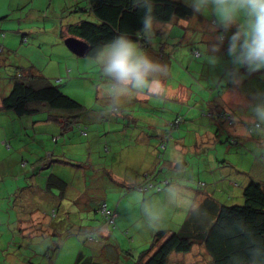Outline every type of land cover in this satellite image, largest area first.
<instances>
[{"label":"trees","instance_id":"16d2710c","mask_svg":"<svg viewBox=\"0 0 264 264\" xmlns=\"http://www.w3.org/2000/svg\"><path fill=\"white\" fill-rule=\"evenodd\" d=\"M153 3L154 16L160 25V30L156 32L154 39L158 43L162 42L161 34L164 33V25L170 23L175 25L180 21L191 20L194 15L192 9L182 0H153ZM73 4L74 9L68 13H71L73 17H78V19L73 23H67L65 30L60 31L59 36L64 39L74 38L84 42L87 48L82 57H92L102 45L112 41L118 35H123L138 42L153 59L166 64V61L158 55H163L161 53L162 50L149 52V47L152 43H148L140 37L139 31L142 27L141 18L143 16V9L135 7L133 0H86L84 7L79 6L76 2H73ZM211 22L213 23V20ZM193 23V28L192 26L188 28H192L195 33H203V31L200 32L201 30L199 31L195 26L197 24L203 25L204 22L195 20ZM204 25L209 28L211 24L205 22ZM2 32L0 30V33ZM221 33L222 29L214 31V34L217 36ZM226 34H223V43L219 41L216 44L219 46V49H222L224 46ZM200 45L204 44L199 42L192 45L189 51L192 55L188 54L189 59L192 56L199 57L198 59L201 58L202 53L197 49ZM3 50L4 47L0 44V55L3 53ZM217 58L224 61L222 67L216 64L215 66L207 65L200 68L201 64L198 62L200 67L198 65L195 67V70H191L188 77H192L195 82L200 83V86L208 82L210 83L212 75L217 73L223 75L220 80L225 79L224 72L232 67L231 62L221 52ZM14 66L16 69L13 75L9 77L7 92L2 95L0 94V112L11 111L18 117H34L35 115H39L40 112H45L46 118L57 122L59 125L61 124L62 130L65 129L67 123L68 125L73 123L72 120L76 119L79 112H82L83 106L80 103L65 95L57 85H53L50 79L43 76L38 69L31 65L23 66L16 64ZM240 70L243 71L241 68ZM99 79L101 80V77ZM215 83L217 84V81ZM232 84L231 80H227L223 86V90L228 89ZM241 87L243 88V86ZM243 89L244 91L256 92L254 91L255 87L246 86ZM219 90L222 92L221 88ZM250 97L253 98V96ZM183 109L185 108L181 107L177 111L175 118L173 116L174 121L173 118L166 120L163 128L155 130L152 134V136H156V140L152 141L154 144V154L163 175L165 170H172L173 177H176L174 173L175 169L171 168L170 162L166 159L168 157L167 154L174 143L184 140V136H181L184 134L176 131L182 128L183 125L188 126L193 122L191 118H188L187 121L184 119L185 112L182 111ZM237 111L231 112L212 107H203L197 113V118H203L207 122L205 123L207 128L215 127L211 131L212 140L210 144L203 145L200 151L194 152L197 154L181 157L184 171L178 179L182 181L183 185L185 183L190 184V186L185 185V187L200 202L201 214L199 216L186 214L184 218H179L182 222L178 221V225L156 230L150 246L139 251L137 256L131 255V258L134 260L133 264H184V259L176 260L175 258L186 254L191 255L192 252L195 254L192 255L195 264H247V250L251 242L255 240L264 244V183L260 181L262 179L264 181V176L260 179L255 177L257 171L248 174L244 173V179L240 183H236L238 184L237 187H240V196L242 198L240 204L224 205L220 200L214 198L211 195L212 191L209 190L210 186L215 187L214 177H212V173H209L207 168V162L213 160V158L211 160L207 159L209 156L216 155L214 156L216 161L213 160V167H216L218 171L222 170L218 163L223 162L226 168L234 169V173H240V171L235 169L237 167L234 164L225 161L227 160V155L242 158V162L246 160L247 156L254 161L252 162V168L257 169L259 167V171H261L259 173L264 175V138L251 137L244 139L234 135L232 117L237 116L243 120L249 115L248 111L241 115H238ZM181 112L184 114H181ZM118 113L112 112L114 116ZM238 113H242V111ZM76 127H81V131L86 133V126ZM188 135L190 138V134ZM174 140L176 142H173ZM224 155L225 159L223 158ZM54 157L58 158L57 156ZM56 161L62 162L61 159H56ZM79 164L82 165L81 163ZM225 178L229 179L227 174ZM164 181L166 182L157 181L155 183L150 180L145 181L141 187L148 188L152 195H156V193H160L157 191L160 188L159 186L170 182L166 179ZM45 183L46 186L59 189L58 195L64 194V190L67 187V182L53 174H50L46 178ZM149 185L150 187H148ZM58 197L63 199L61 196ZM103 204L98 207V210ZM106 208L117 214L115 210L109 209L107 206ZM98 213L101 215V228H106L109 232H112L111 229H114L113 227H115L117 218L114 223H109L100 212ZM175 221L177 222V218ZM47 227H50V224ZM87 229L85 233H82V229L79 228L77 235L81 232V235L84 236L80 240L76 236L77 241L75 243L78 244L77 247L80 250L73 262H70L72 257L69 255L64 256L66 250L64 248L63 251L64 246H61L56 239L60 232L53 229L51 223L50 232L52 237L42 238L49 244L44 249L45 252L40 254L44 256L43 258H46V262L43 264H47V261L49 264H64L68 262V258L69 264H98L92 256H88L89 254L87 255L85 252L98 247L100 240L104 242L102 245L104 249L107 247L108 250L109 245L104 246L106 242L98 235L100 234L99 227L88 226ZM26 242H28L24 243L26 248L29 246L38 247L34 244L31 245V242L28 240ZM34 248L32 251H34ZM118 250L122 252L121 249ZM123 251L126 255L131 254L130 250L127 251L125 248ZM102 253L103 249L96 253V257L103 256ZM40 255L37 252H32L31 257L26 258V260L32 262L31 264H35L34 258L37 256L41 257ZM123 259L129 261L126 256ZM171 259L175 262H171Z\"/></svg>","mask_w":264,"mask_h":264},{"label":"rangeland","instance_id":"374dc122","mask_svg":"<svg viewBox=\"0 0 264 264\" xmlns=\"http://www.w3.org/2000/svg\"><path fill=\"white\" fill-rule=\"evenodd\" d=\"M182 1L184 2V0ZM72 2L75 1L73 0ZM73 5V3L67 0H0V30L3 31L0 33V44L4 41L8 42L10 46L4 47L3 53L0 55V94L2 95L7 92L6 89L9 85V77L13 75L16 69L14 65L21 64L22 58L15 51L11 52V46L15 43L16 38L20 40V36L22 37L24 34L25 41L23 40L21 43L18 41L17 45L20 47L23 45L28 46L35 44V46H37L31 47L36 50L38 55L37 57H40V61L33 63L34 67L39 69L43 76L46 75L45 77L50 78L51 83L53 85H57L65 95H68L83 106L82 112H79V114L83 116L89 123V130L86 132L88 134L87 139L84 138V136L78 134L76 131L75 133L68 131L66 137L64 135L61 136V131L58 124L52 120L50 121L51 125L41 124V127L38 129L39 131H43V128L45 127L47 128L48 126H57V134H53V136L58 137V139H62L61 142H63L64 139L67 140V144L63 150L66 155L65 157L67 159L75 161L77 160L83 166L88 167V152L91 136L102 135L103 132H100L99 134L97 133L99 131H103L107 126L103 125V123H97L94 120V117L89 116L90 114H100L97 112V109L106 107V104L99 96V70L96 66L90 63V58L76 57L72 55L74 56L75 60H78V62H83L84 64L80 66L79 75L74 77V72L71 71L70 73V71H68L64 74H59V76H55L57 66L56 56L59 55L56 40L59 41L61 39V36L59 37L61 30L60 26L64 23H73L78 19V17H73L71 13H68L74 9ZM78 5L84 7L86 5V0L79 1ZM213 19L214 18L211 16L205 17L203 15L197 14L195 20L204 23L208 22L212 25L211 21ZM211 25H209L210 30ZM21 28H26V30H22ZM30 28L32 31L28 30ZM17 29H20L21 32L17 33ZM232 30H229L228 33H232ZM23 31H26L27 33H24ZM194 33L195 32H193L192 28H185V21H180L179 24L175 25L170 23L164 25V33L161 34L162 42L158 43V41L154 40L149 47V52H156L160 49L162 50L161 53L163 55H158L162 57L164 61H166V64L169 67L170 71L167 78L170 80V83L180 81L177 80L180 77L179 70H182V73L188 76L191 70H195L196 66L199 65L200 67V64L198 63L200 61L198 59L199 57H191L189 59V64L191 67L188 65V60L185 59L186 70H184L185 66L183 69H180V63L183 58L182 55L185 54V58H187L188 54H191L189 51L194 44V40L191 42L188 41L189 36L197 35L199 37V35L202 34L199 32H196L195 34ZM169 48L171 49L169 50ZM15 60L17 62H14ZM72 62L74 66H77L75 61ZM65 64V60H62L60 66H64ZM217 64L222 67L224 65V61L218 59ZM188 67L191 70H189ZM200 68H202V66ZM250 78H254V76H251ZM192 87L199 88L200 83L194 81ZM195 92L200 91L196 90L194 93ZM137 97L138 96L133 97L134 101L132 102L139 103L140 100L137 99ZM154 101V109L155 107H159L157 111H150L149 106H147L149 103L145 102L143 103L142 109L140 111L136 110V113H138V111L143 113L145 117L142 118H146L147 120H150V117H153V123H155L157 119L159 122H162V120L166 121L172 119L173 117H171L170 112L175 113V118V115L177 114L176 109L180 110L179 108L184 107L186 109L182 110L185 112L184 119L186 121L188 120L187 116L189 115L186 111L188 108L187 106L189 99L187 98V95L180 99L178 95L174 98L156 97V100ZM146 108H148V111H144ZM239 111H242L243 114L248 110L241 109L238 110L237 113ZM103 112V114L108 116L113 115L112 112ZM5 114L6 115H1L0 117L2 118V122H0V264H27L29 262L26 260V258L31 257L32 249L36 246H29L27 248L24 246L25 240H28L29 238H22L19 234V228L22 224L26 234H35L36 231H39L37 229L40 228H38L39 224H36L34 221H37L41 218L43 219L44 216L51 218L53 229L60 232V236L58 235V238L56 239L59 241L61 246H64L63 251L64 248L69 249L70 247H72L73 250H76V236H78L77 239L79 240L84 236L81 235V232L77 235L79 228L82 229V233H85V230H88V226L99 227L101 229V215L95 212L96 206L106 198V205L115 209L117 208L118 200L121 198L122 194L120 192L118 193V196L114 202L115 204L111 206L110 198L113 197L114 194L111 190L106 189L107 186H105V189H101V194L99 195L96 194L97 192H89L88 188L92 186H84V183L91 185L90 182L93 183L94 180L95 182H100L102 177L101 170H95V174L91 177L89 176L86 180L87 182L84 181V178L82 182L77 178L78 173L73 170V167L70 165L71 163L68 165H55V161L57 159L55 157H53L52 166L49 168L37 166L35 173L33 174L31 171V162L35 161V159H32L33 155L41 151L42 157H46L44 161L49 164L50 160H48V156H46L45 153L40 150V147L42 146L43 148L50 149L51 151V149L54 148L56 144L54 140L50 141L51 138L48 140V135H46L44 132L35 134L33 131H31V139L25 136H23V138H19L20 132H24L23 127H20L22 123L19 122H21V119H25V117H18L11 111H8V113ZM79 114L77 116H79ZM181 114L184 113L181 112ZM146 115H148V117H146ZM37 116L46 117V113L40 112L39 115H35L34 117ZM184 122L183 124H185ZM97 125L99 126L98 128L96 127ZM141 126H143V124H138V127L136 128V135H140V139L145 140V138L149 136L151 141L156 140V136H152L153 131L149 127L145 131L141 128ZM188 128L192 132H195L194 127L192 129V126L185 125H183V127L176 132L184 134L181 136H184V140H186L188 139V134L190 133ZM53 130H56V127ZM113 130L115 129H111L109 131ZM131 131L132 128L130 129V132ZM136 135L131 136V133H129V135L126 137L127 143L129 144L128 140L130 139L136 140ZM108 136H116V134L110 132ZM79 138L81 139L79 140ZM35 139L41 141V144L35 143ZM173 142L176 141L174 140ZM193 142L194 140L191 135V144ZM36 146L38 149L34 150ZM57 147L58 150L61 149L62 144H57ZM129 149L130 148L127 149V155H132V151H129ZM124 150L125 149H123V151ZM20 154L23 155V160L27 161L28 164H26V167L23 166L22 168L18 169L14 159L17 157L16 161H18L19 157L21 156ZM114 158L118 157L115 156ZM223 158L225 159L224 156ZM225 161L228 162V160ZM252 162H254L253 159L251 160L246 156V160L241 162L239 167L235 168L239 170L240 173H234V169L226 168V165L223 162H219L218 165H220L223 173L228 175L232 183H240L245 177L244 173L248 174L250 172L257 171L255 177L260 179L262 176H264L259 173V167L257 169L252 168ZM56 163L58 162L56 161ZM127 172L128 170L123 173ZM40 173L41 176L39 175ZM50 174L61 175V179L69 183V190L67 192V196L64 199H60L57 196L59 190L55 191L56 197L53 199H51L50 196H46L44 186L46 178ZM160 174H162V172H160ZM260 181L264 183L263 179ZM138 186H142V184H139ZM77 188L79 191L84 189L85 194L77 195ZM127 188L128 186H123L121 190L124 192L127 190ZM235 188L240 189V187ZM209 190L212 191L211 195L217 200H220L224 205L240 204L242 202L240 190H235V192L228 191L225 194L222 193L218 186H210ZM132 191L133 189H131V191H126L125 193L129 195V193ZM90 198L91 200H89ZM124 198L125 196L123 195L121 202L122 206L120 208V211L122 212L125 210V206L127 205ZM126 207L129 212L135 211V209L130 205H127ZM52 211L54 212L52 213ZM128 211L124 213L125 217L130 216ZM98 212L100 211L98 210ZM135 215H137V212L131 214V216H133L132 219L134 220V223L130 228H128L132 232H137V235L135 234L134 237L131 236V234L128 235V230H125V226L129 225V220L126 218H118L116 220L115 227H113L114 229H111L112 232H114V235L109 241L113 243V249H121L122 252H119L120 256L113 258L112 262H109V264H133L134 260L131 258V255L133 254L134 256H137L139 251L143 250V248H140L142 246L139 245L144 243V240H148L149 232L148 229L144 228L139 230L140 227L137 226L139 223V218ZM125 220L127 221L125 222ZM139 233H141V240L138 237ZM36 237L38 239L40 238L39 236ZM35 241L36 238H31V242ZM150 244L151 242L147 244L146 248H148ZM124 248L127 249V251L130 250L131 254L126 255V253L123 251ZM192 255L195 254L192 252V254L188 255V257ZM124 256H126L129 261L122 260ZM193 258L194 257L192 256L191 262H193ZM31 263L32 262H29V264ZM47 264H49L48 261Z\"/></svg>","mask_w":264,"mask_h":264},{"label":"crops","instance_id":"0c3cea01","mask_svg":"<svg viewBox=\"0 0 264 264\" xmlns=\"http://www.w3.org/2000/svg\"><path fill=\"white\" fill-rule=\"evenodd\" d=\"M70 1L71 3H73V0H67ZM76 3H78L79 1L82 0H74ZM67 23L62 24L61 30L60 31H64L65 27H66ZM179 24V23H178ZM192 25H194V23H192ZM191 25V26H192ZM199 29L200 32L203 31V35H199L198 36H194V35H190L189 36V40L188 41H192L194 40V44L195 43H203L204 45L199 46L197 49L199 52L202 53L201 58L199 59L201 66H207L210 65L207 60H206V56H216L219 57L220 52L223 53L225 55V57H227L229 60L230 58L227 55V48H228V37L235 31V27H233L232 29V33H228L226 34V41L224 42V46L222 47V49H219L218 51H213V46H215L219 40L217 39V35L214 34V31L210 30L208 28V26L203 25L202 24H197V26H195ZM193 28V26H192ZM22 30L26 28H21ZM29 31H32V29H28ZM21 32L20 29H17V33ZM24 33H27L26 31H23ZM229 34V35H228ZM17 36V35H16ZM66 36V35H64ZM60 37V36H59ZM224 37V35H223ZM25 39V35L23 34L22 37L20 36V40L18 38L15 39V43L11 46V52L15 51L16 53H18L20 55V57L22 58L21 64L20 65H25V66H33V63H36L38 61H40V57H37V52L35 49L31 48L32 46H35V44L32 45H28V46H18L17 43L18 41L21 43L23 42V40ZM66 40V38H62L57 41L56 40V45L58 46L59 50V55H57L56 57V73L55 76H59V74H64L65 72L73 71L74 72V77L76 75H79V70H80V66L83 64V62H78V60H75L74 58V54H72L64 45V41ZM25 41V40H24ZM60 45V46H59ZM1 46L3 47H8L9 44L8 42H2ZM39 46V45H38ZM10 47V46H9ZM37 47V46H35ZM196 49V50H197ZM195 50V51H196ZM71 53V54H70ZM71 55V56H69ZM74 55V56H72ZM192 55V54H191ZM182 61L180 63V69H183L184 66L186 68V60H188V65L189 64V58H185V55H182ZM193 57V56H192ZM72 58V59H70ZM62 60H65V65L64 66H60V63L62 62ZM72 61H75V63L77 64V66H74L72 63ZM16 62V60H15ZM198 64V63H197ZM84 65V64H83ZM182 67V68H181ZM191 67V65L189 66ZM35 68V67H34ZM230 68V67H229ZM241 69H243V71H239V79L240 82L238 84H232L231 87H228V89H224L223 91L227 93L228 95V99L227 101H225L224 99H222V92H220V87H219V80L222 79V74L220 75V73L214 74L212 75V78L210 79V83H206L201 85L199 88H193V78L192 77H188L187 75H185L184 73H182V70H179L180 73V77L177 80H180L179 82H169L170 80L168 78H166L164 80V84L166 85V94L162 97L165 98H169V97H176L177 95L179 96V99L182 98L183 96L187 95V98L189 99V103H188V108H187V114L189 116H187L188 118H191L193 120L192 123H190L188 126H192V129L194 127L195 132H192L189 128L190 131V138L188 137V139L182 141V142H176L171 146L170 151L168 152V157L166 159H168V161L170 162L171 168H174L173 165L171 164L170 161V156L173 152L178 153L182 158L183 156L186 155H190V154H197L194 152H198L200 151V149L203 147V145H208L211 142V138H212V129H214L215 127H211V128H207L206 124L207 122L204 121V119H200L197 118V113L199 111L202 110L203 107H212L214 109H223L226 111H237L240 109H248V106L250 103H254L253 98H251L250 96H254L256 93H262L264 94V69H261L259 71L256 72H251L249 73L246 69L244 70L243 67H241ZM39 70V69H38ZM85 70V69H84ZM185 70V69H184ZM189 70H191L189 68ZM254 76V78H250L251 76ZM46 76V75H45ZM50 79V78H48ZM217 81V84L215 83ZM65 85V84H64ZM170 85V86H169ZM243 86V88H245L246 86L251 87V88H256L254 89V91L256 92H250V91H244V89L241 87ZM241 87V88H240ZM200 91V92H195L194 91ZM251 94V95H250ZM156 97H160V96H155L153 97V95H139L137 97V99H139V103H135L132 102L134 101V98H132L130 101L125 102L122 107L120 108L119 112L116 116L111 115L108 116L106 114H103L104 108H100L97 109V112H99L100 114L97 115H89L90 117H94V120L97 123H103V125H107L103 131H99L97 134H99L100 132H103L102 135H92L91 139H90V147H89V152H88V167L80 165L77 160H71V159H67L64 153V147L67 144V140L64 139L63 142H61L62 139H58V137H54L53 134H57V126H48L47 128H43V131H39V127H41V124H50V121L48 118L46 119V117H33V116H29V117H25V119H21L22 125L20 127H23L24 132H20L19 138H23V136L31 139L32 135H31V131H33L35 134L39 133V132H44L46 135H48V140H54L56 146L54 148L51 149H45L43 148L41 145L38 146L40 147V150H42L43 153H45L46 156H48V160H50V163L47 164L44 160L46 157H42V153L41 151H39L38 153H35L32 157V159L35 161L31 162V171L34 174L36 167L37 166H42L44 168H49L50 166H52V162H53V157L57 156V159H61L62 162L56 163L55 161V165H68L69 163L73 164L71 165V167H73V170L78 173L77 178L80 179L83 182V178L84 181H86L88 179V177L93 176L95 174V170H101V180L100 182H95V180L91 183V185L84 183V186H92L89 187V192H97L96 194H101V189H109L113 192L114 196L110 198V205L113 206L115 203V200L118 196V193L120 192L122 194V196H125V201L127 205H130V201H129V195H127L125 192L126 191H131L133 186L139 185L144 183L145 181H153V182H166L164 181L169 180V181H173V180H179L178 177H173L172 175V170L167 171L165 170L164 175L160 174V169L161 167H159L160 165L157 164L156 158H155V154H154V144L153 142L150 140L149 136H147L145 138V140L140 139V135H136V128L138 127V124H143V126H141V128L143 130H147V128L149 127L153 132L155 130L158 129H162L163 125L165 123L164 120H162V122H159V120L157 119L154 122V118L150 117V120H147L146 118H142L145 117V115L141 112H139L142 109L143 103L148 102L149 104H147V106H149V110L151 111H157L159 109V107H153V104L155 105V101ZM149 98V99H148ZM154 99V100H153ZM243 106V107H242ZM242 107V108H239ZM154 109V110H153ZM181 109V108H179ZM136 110H139L138 113H136ZM178 109H176L177 112ZM144 111H148V108L144 109ZM240 112V111H239ZM5 113L8 112H0V117L1 115H6ZM102 114V116H101ZM171 117L174 116L175 113L170 112ZM238 115L242 114V113H237ZM9 115V114H7ZM11 117V116H10ZM101 117V118H99ZM146 117H148V115H146ZM15 121V120H14ZM73 123H70L68 125H66L65 129L66 130L64 132V130H62V126L61 124L59 126L60 128V133L61 136L64 135L66 137V134L68 131H72L71 133H75V131L84 136V138H88V134L83 133L81 131V127H76V126H86L87 130H89V123L85 120V118L81 115L76 116V119L72 120ZM0 122H2V118H0ZM63 122V121H62ZM133 123V124H132ZM56 125V124H55ZM109 125V126H108ZM146 125V126H145ZM54 127V128H53ZM56 130H53L55 129ZM97 128L99 127L98 125L96 126ZM132 128V131L130 132V129ZM94 129V128H92ZM111 129H115L113 131H109ZM22 130V129H21ZM86 130V132H87ZM95 130V129H94ZM112 132L115 133L116 136H108V134ZM129 133H131V136L136 135L137 139L133 140L130 139L128 140L129 144L127 143L126 137L129 135ZM14 134V132H13ZM120 136H118V135ZM15 135V134H14ZM191 135L193 137L194 142L191 144ZM81 138H79L80 140ZM35 143L37 144H41V141H38L37 139L34 140ZM13 143V142H12ZM61 143L62 147L61 149L58 150L57 144ZM14 145V143H13ZM57 147V148H56ZM121 147V148H119ZM128 148L129 151H132V155H127L128 152ZM37 146L35 147L34 150H37ZM123 149H125L123 151ZM186 152V154H185ZM21 155V154H20ZM23 155H21L19 157V160H17V157L14 159L15 163H16V167L22 168L23 166L26 167V164H28L27 161L23 160ZM115 156H117L118 158H114ZM216 156V155H214ZM214 156H209L207 159L211 160L213 158V160L216 161ZM225 157V155H224ZM226 159L228 160V162L234 164L235 167H239L240 163L242 162V158H239L237 156H230L227 155ZM212 161H208V170L209 173H212V177H214V182H215V186H218L220 188V190L222 191L223 194H225L226 192L230 191V192H235L239 191L240 189L235 188L238 185L236 183H232L230 179L225 178L226 173L224 174L223 171H218V169L216 167H213L214 163ZM20 164H19V163ZM66 162V163H65ZM22 165V166H21ZM159 167V168H158ZM70 169V168H69ZM164 169V168H163ZM127 173H123L125 171H127ZM261 172V171H259ZM130 173V174H129ZM175 173V172H174ZM41 176V173L39 174ZM58 178H62L61 175L58 174H53ZM81 175V176H80ZM181 176V175H180ZM130 180L135 181V185L130 183ZM180 181V180H179ZM184 181V180H183ZM87 182V181H86ZM182 182V181H180ZM185 183V182H184ZM190 186V184L185 183L184 186ZM97 186H101V187H97ZM123 186H128L127 190L123 192V190H121V188ZM45 191H46V196H50L51 199L56 197L55 191L59 190L57 188H54L52 186H46L45 183ZM187 188V187H185ZM69 190V183L67 182V187L64 190V194L62 195H58L63 197V199L67 196V192ZM83 191V192H82ZM89 193V194H90ZM125 193V194H124ZM80 194H85L84 189L83 190H78L77 188V195ZM130 194V193H129ZM122 196L121 198H119L118 200V204H117V208H110L106 205V198L103 199L102 202H100L96 208H95V212L98 213V207L104 203L109 209L115 210L117 212V219L118 218H126L128 219V224L127 226H125V230H128V235L131 234V236H135V234L137 235L136 231H130L128 228H130L133 223L134 220L132 219L133 216H131L132 213L137 212V216L140 218L139 212L138 210L136 211H131L129 212L127 209V205L125 206V210L122 212L120 211L121 208V202H122ZM153 197L156 198H162L161 194H156L153 195ZM91 200V198L89 199ZM105 200V201H104ZM124 201V202H125ZM128 211L130 216L129 217H125V212ZM186 214L184 212H182L181 210H174L170 215L169 218L167 219V221L165 222L164 226L162 228H168L171 226H176L178 225V221L180 222L182 218H184ZM183 216V217H182ZM181 217V219L179 220V218ZM48 216H44V218L39 219L36 222V224H39L40 229H37L39 231H36L35 234H26V232L23 229V225L21 224L20 228H19V234L22 238H26L28 237V241L31 242V238H36L35 242H31V245H37L38 247L34 248V251H32L33 253L37 252L39 255L41 253H44V249L46 248V246H49L48 242H46L45 237H49L51 238V223L52 220L51 218H48ZM172 218V219H171ZM177 218V222L175 221V219ZM121 219V220H122ZM127 220H125L126 222ZM182 222V221H181ZM50 224V227H47V225ZM143 228H140L139 230H142ZM23 231V232H22ZM156 230H148L149 232V237L148 240H144V243H141L139 246H142L140 248H145L147 246V244L149 242L152 241L153 238V234ZM99 233L98 235L101 236L102 239H104L106 241L105 243V247L109 245L108 250L107 247L106 249H104V247L102 246L104 244V242H98L99 246L96 248H92V250H87V252H85V254H89L88 256H92L94 261L97 262L98 264H109V262H112L113 258H116L118 256H120L119 250L118 249H113V243L110 242L109 240L112 238V236L114 235V232H109L106 228H101L99 229ZM39 236L40 240L36 237ZM99 236V237H100ZM139 239L141 240V233H139L138 235ZM131 238V237H130ZM44 240V241H43ZM109 241V242H108ZM25 243L26 242L25 240ZM77 244V243H75ZM74 244V245H75ZM112 244V245H111ZM76 246V245H75ZM78 246V244H77ZM76 246V250H73L72 247H70L69 249H65L66 250V254L65 255H69L72 257V261L70 260V262H73V260L76 258V254L78 253V251L80 250V248H78ZM103 249V256H99L96 257V253H98L100 250ZM199 251V249H198ZM202 251V250H200ZM190 254H186L183 256H178L177 259H184V264H195L194 263V258H193V262L192 261V256H189ZM41 256V255H40ZM44 256L41 257H36L34 258V263L35 264H43L44 262H46V258H43ZM124 260V259H122ZM189 260V261H188ZM127 261V260H124ZM69 262V258H68V264ZM171 262H175L173 259H171ZM64 263V264H67Z\"/></svg>","mask_w":264,"mask_h":264},{"label":"clouds","instance_id":"9594fccd","mask_svg":"<svg viewBox=\"0 0 264 264\" xmlns=\"http://www.w3.org/2000/svg\"><path fill=\"white\" fill-rule=\"evenodd\" d=\"M192 9L193 17L185 20L190 27L196 14L213 17L211 30L222 29L217 37L223 43V34L235 27L228 37L227 55L232 67L224 72L225 79L219 81L222 99L227 101L228 95L223 91L227 80L238 84L239 69L245 68L249 73L264 69V0H184ZM133 5L143 9L140 37L152 43L160 25L154 16L153 0H133ZM219 46H213L218 51ZM207 62L215 66L216 56H206ZM90 63L100 73L99 96L106 104L105 113H118L122 105L139 95L164 96L166 85L164 80L169 76V67L153 59L143 47L127 36L118 35L112 41L102 45L90 57ZM254 103L248 106L249 115L245 119L232 117L234 135L248 139L264 138V94L253 96ZM175 175L179 177L183 171L181 156L173 152L170 156ZM135 185V181L130 180ZM162 198L153 197L146 187L135 186L129 194L130 206L138 210L140 220L138 227L148 230L162 228L174 210L185 214L199 216L200 202L189 192L182 182L173 180L157 189ZM247 264H264V244L253 240L247 250Z\"/></svg>","mask_w":264,"mask_h":264},{"label":"water","instance_id":"95a60500","mask_svg":"<svg viewBox=\"0 0 264 264\" xmlns=\"http://www.w3.org/2000/svg\"><path fill=\"white\" fill-rule=\"evenodd\" d=\"M65 47L75 56L82 57L86 51V44L74 38H66Z\"/></svg>","mask_w":264,"mask_h":264},{"label":"built area","instance_id":"2783aa9c","mask_svg":"<svg viewBox=\"0 0 264 264\" xmlns=\"http://www.w3.org/2000/svg\"><path fill=\"white\" fill-rule=\"evenodd\" d=\"M148 187H150V185ZM99 211L108 220L109 223H114L115 219L117 218V214L107 210L104 204L99 208Z\"/></svg>","mask_w":264,"mask_h":264}]
</instances>
